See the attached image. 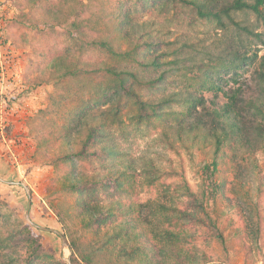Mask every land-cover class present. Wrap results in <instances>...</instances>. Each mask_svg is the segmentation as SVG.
<instances>
[{
    "label": "trees",
    "instance_id": "obj_1",
    "mask_svg": "<svg viewBox=\"0 0 264 264\" xmlns=\"http://www.w3.org/2000/svg\"><path fill=\"white\" fill-rule=\"evenodd\" d=\"M26 1L48 32L25 47L53 88L30 128L54 169L48 202L72 264L216 263L215 246L228 248L225 224L249 259V242L264 241V0H112L100 12L82 0ZM160 17L212 26L216 37L171 51ZM158 132L209 156L197 162V189L183 172L145 164L166 199L154 219L137 198L133 147ZM0 264L68 262L44 251L29 224L0 219Z\"/></svg>",
    "mask_w": 264,
    "mask_h": 264
},
{
    "label": "rangeland",
    "instance_id": "obj_2",
    "mask_svg": "<svg viewBox=\"0 0 264 264\" xmlns=\"http://www.w3.org/2000/svg\"><path fill=\"white\" fill-rule=\"evenodd\" d=\"M89 3L95 11L109 10L112 0H82ZM38 21V24L33 22ZM162 35L169 41L173 51L187 40H205L216 37L213 27H197L189 29L184 25L171 24L162 17L157 18ZM38 15H32L26 0H0V25L3 33V46H10L14 55L9 63L8 73L1 76L0 70V219L9 222L29 224L42 245L44 251H50L59 259L68 262L71 259V250L64 247L59 235L52 231H44L33 227L26 219V211L30 207L31 220L38 226L50 230H57L63 234L62 227L57 223L53 211L49 207V187L54 177L52 166L44 164L38 153L36 133L31 132L30 124L34 123L41 110L49 105V97L53 93L51 85L40 82L37 72L31 66L33 54L30 48L25 47V41L40 43L48 32L41 24ZM5 52L1 48V54ZM264 53V52H263ZM1 66V65H0ZM249 75L246 76V78ZM242 78V80H244ZM207 104L214 99L212 93H205ZM222 105L225 100L221 96L217 99ZM77 106L73 99L64 105L56 120L62 123V114L70 113ZM174 138L166 137L162 132L146 136L141 133L135 139L133 154L139 160V177L137 182L138 201L142 204L145 214L157 213L158 204L165 199L163 190L150 187L147 176L142 172L145 164L154 161L165 169H174L176 173H184L192 185L197 189V162L208 159V149L200 146L191 147L188 139L184 143L176 142L170 146ZM190 147L192 149L188 150ZM56 154V149L51 152ZM262 175L264 177V155L257 153ZM244 164V162H242ZM245 173V167L242 166ZM178 174L173 179H178ZM23 183L28 191L18 184ZM264 182V179H263ZM264 216V198H263ZM228 229L229 241L225 251L221 246H215L221 261L218 264H264V241L255 245L249 259L246 258L242 244L234 236V229L225 224ZM68 243V242H67Z\"/></svg>",
    "mask_w": 264,
    "mask_h": 264
},
{
    "label": "built area",
    "instance_id": "obj_3",
    "mask_svg": "<svg viewBox=\"0 0 264 264\" xmlns=\"http://www.w3.org/2000/svg\"><path fill=\"white\" fill-rule=\"evenodd\" d=\"M3 33H2V29H1V25H0V51L1 48L5 50V52L3 54H1V62H0V70H1V76H4L8 73L9 70V63L14 55V52L12 50V48L8 45V46H3Z\"/></svg>",
    "mask_w": 264,
    "mask_h": 264
},
{
    "label": "water",
    "instance_id": "obj_4",
    "mask_svg": "<svg viewBox=\"0 0 264 264\" xmlns=\"http://www.w3.org/2000/svg\"><path fill=\"white\" fill-rule=\"evenodd\" d=\"M0 181L4 182V180L1 179V178H0ZM7 183H9V184H18V185H22V186L26 189V191H28V187H26L23 183H20V182H19V183H16V182H15V183H14V182H7ZM30 207H31V202H29V209H30ZM29 209L26 211V215H25V217H26V219L30 222V224H31L33 227H35V228H37V229L44 230V231H52L53 233H55V234H57V235L60 236V238L62 239L63 246H64V247H68L67 240H66L65 236H64L60 231H57V230H50V229L43 228V227H40V226L36 225V224L31 220V217H30V210H29ZM68 264H72L71 259L68 260ZM212 264H218V263H212Z\"/></svg>",
    "mask_w": 264,
    "mask_h": 264
}]
</instances>
